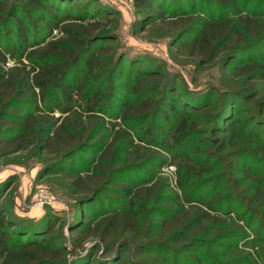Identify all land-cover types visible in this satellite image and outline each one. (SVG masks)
<instances>
[{"label": "rangeland", "instance_id": "obj_1", "mask_svg": "<svg viewBox=\"0 0 264 264\" xmlns=\"http://www.w3.org/2000/svg\"><path fill=\"white\" fill-rule=\"evenodd\" d=\"M235 1L240 4L243 13L246 11L255 20L264 22V0ZM17 2L18 0L8 1L12 6ZM57 5L60 10L66 8L71 13L78 8L83 10L85 6L83 14H87L86 20L90 19L91 14L100 13L96 19L107 22L98 42L91 46L94 54L101 48L105 49L103 53L100 52L103 54L100 58L102 64L95 75L88 79L85 88L88 97L96 95L104 104L105 112L100 113L107 121V130L102 137L94 136L87 140L90 144L88 146H74L73 152L51 154L38 145L20 152H0L1 202L15 224L14 230L7 236L12 240L17 234L19 239L26 240L27 237L18 229L45 220L43 225L49 223L54 226L51 227L48 238L65 247L63 264H152L153 261L161 264L156 260L163 256L166 257L164 264H187L180 260V256L177 258L167 252L166 247L145 251L146 248L141 245L151 238L148 234L150 223L163 218L158 211L167 207L166 198L183 196L178 185L176 166L170 164L173 158L181 165L186 164L181 160L184 156L199 161L200 165L190 161L186 164L191 167L192 174V180L188 179L186 185L188 184L194 197L214 195L219 199L225 196L226 203L234 211L232 218L249 212L246 199L251 189L245 169L248 166L254 169L260 167L250 156H242V153L234 151L235 140L231 141L227 137V127L232 121L237 124L241 130L239 138L244 147L250 146L257 137H264V101L257 97L248 101L245 95L235 93L240 90L232 82L231 73L234 69L264 56V36L253 44L255 47L252 50L239 53L235 51L232 54L221 41L215 45L209 59L200 62L176 53L180 31L171 30L168 23L186 19L188 25L183 33H187L186 41H189L203 31L206 23L215 20L223 22L233 17L231 11L218 6L214 0H155L153 13H160L161 16L154 19L142 16L136 10L134 0H80L76 4L72 1L68 4L59 2ZM38 12L39 10L25 11L14 6L5 8L0 16L2 42H7L8 48L15 42L10 34L7 39L4 38V34L15 31L12 19L14 14L31 27L33 32L38 30L35 29L36 21L33 20L38 18ZM59 33L53 31L50 38L58 37ZM5 55L6 67L15 64V56L9 53ZM86 56L87 53L82 54L77 66L67 72L68 80L74 79L77 83L81 81L87 70L84 62ZM22 61L27 62L25 58ZM146 71L150 74L149 79L144 78ZM141 79L147 80V83L143 88L137 89V83ZM56 97L53 95L49 99L55 102ZM148 99L151 103L145 113L146 118L138 117L135 113L137 116L134 114L133 119L123 122L120 116L126 106L140 105ZM231 99L233 105H228V109L226 106ZM205 104L210 105L209 110L187 118V122L195 125L198 132L185 136L181 144L184 147H176V153L169 152L166 146L174 141V129L178 122L185 118V114L192 112L193 107L200 108ZM10 110L25 112L14 107ZM33 113L36 112H31ZM51 114L60 115L58 110ZM117 129L125 130L134 138H140V151L146 157L152 156L153 159L149 158L152 164L149 165L148 162L141 168L138 166L143 163L132 168L127 167L132 163L125 160L123 151L126 142L118 138L110 155L105 158L106 164L104 163L103 168L109 179L105 188L97 195L74 194L67 174L85 171L94 166L95 161L102 155L101 151L109 146L112 136L115 137ZM182 153L185 154L181 156ZM154 157H162L166 161L162 166H156ZM261 171L264 175L263 169ZM152 183L155 185V193L160 194L163 199L155 202L141 197L135 200L133 208L140 211V230L142 229L137 238L118 237L117 240H110L108 246L98 239L87 240L82 246L73 243L71 228L80 222L83 213L88 214L90 219H97L112 213L118 207L127 208L133 204L130 196L117 192L115 187L125 185L134 190ZM224 210L223 208L221 213ZM260 210L264 211V208ZM46 216L51 218L49 222L46 221ZM244 218L237 219L243 227L246 223ZM257 221L254 220L253 227H256ZM252 233L251 229L248 230L250 238L254 235ZM119 241L127 242L122 244ZM252 250L249 245L244 246L241 243L236 249L230 250L203 247L201 258H204L205 264H244L245 262H240L241 257H246V253ZM250 259L253 260V257ZM250 259L247 258L246 261L252 264ZM260 264H264V261L261 260Z\"/></svg>", "mask_w": 264, "mask_h": 264}, {"label": "trees", "instance_id": "obj_2", "mask_svg": "<svg viewBox=\"0 0 264 264\" xmlns=\"http://www.w3.org/2000/svg\"><path fill=\"white\" fill-rule=\"evenodd\" d=\"M8 1L0 0V16L3 15L5 8L13 6L25 11L35 9L39 12L38 18L33 19L36 21L35 29L38 30L33 32L31 27L14 14L12 19L15 23V31L4 34V38L7 39L10 34L15 42L13 41L14 43L8 48L7 42L4 44L0 38V152H20L38 145L51 154H60L73 152V147L78 144L90 145L87 140L94 136L102 137L107 130V121L101 115L105 112L104 104L96 95L88 97L85 91L88 79L95 75L102 64L100 58L103 54L100 52L103 53L105 49L101 48L97 54H94L91 46L98 42V37L107 23L106 20L96 19L100 13H93L89 16L90 19L86 20L87 14H83L85 6L83 10L78 8L76 12L71 13L66 8L60 10L57 5L59 2L68 4L72 1L76 4L80 0H18L13 6ZM154 2L155 0H134V6L142 16L154 19L161 16L160 13H153ZM214 2L231 11L233 17L223 22L215 20L206 23L203 31L189 41H186L187 33H183L188 25L186 19L168 23L171 30L180 31L178 33L180 40L175 49L178 55L203 62L209 59L213 48L221 41L225 43L230 53L235 51L239 53V51L252 50L255 47L253 44L264 36V22L255 20L252 14L246 11L243 13L240 4L235 0H214ZM92 6L95 7V4ZM53 31H59L60 35L51 39ZM84 52L87 53L84 61L87 70L83 73L81 81L77 83L74 79L68 80L67 72L77 66L82 59L81 55L86 54ZM5 53L16 57L15 64L6 67ZM22 58L27 62H23ZM144 73H146L144 78L149 79V72ZM145 79L138 81L137 89L144 87L147 83ZM231 79L239 86L237 89L240 91L234 90L235 93L245 95L248 101L254 97L264 101V56L234 69ZM50 95L57 96L55 102L49 99ZM49 103L52 105H48ZM150 103L148 99L140 105H128L120 118L123 122H128L133 119L135 113L138 117L146 118L145 113ZM228 105H233L232 99L227 103L226 108ZM13 107L27 113L11 111L10 108ZM209 109L210 105L205 104L200 108L193 107L192 112L185 114V118L178 122L174 129L176 131L174 141L166 146L169 152L176 153V147L183 146L181 144L185 136L198 132L195 125L187 122V118L192 115L198 116ZM54 110H58L60 115L51 114ZM31 112L36 113L31 114ZM136 114L134 116H137ZM111 128L113 129L114 126L112 125ZM227 129L229 131L227 137L231 141L235 140L234 151L242 153V156H250L264 171V137H257L250 146L244 147L239 138L241 130L237 124L234 121L229 122ZM115 134L109 146L101 151L102 155L95 161L94 166L88 167L85 171L67 174L70 189L74 194L97 195L105 188L106 182L109 181L103 168L106 164L105 158L110 155L118 138L126 142L123 153L125 152V160L132 163L127 167L132 168L143 163L138 166L141 168L148 162L149 165L152 164V160H149V158L153 159L152 156L146 157V154L140 151V138L136 137V141V138L122 129H117ZM240 145L242 146L239 148ZM184 154L182 153L181 156ZM154 159L156 166H162L166 161L162 157H154ZM181 160L186 164L187 161L199 164L198 160L190 156H184ZM170 164L176 166L178 185L183 191V196L180 198L174 195L166 198L167 207L158 211L163 218L148 224V234L151 238L141 245L142 248L149 251L166 247L167 252L177 258L180 256V260L184 263L205 264L204 258H201L204 252H201V248L222 247L230 250L236 249L241 243L244 246L249 245L253 250L246 253V257H241L240 262L250 264L246 260L252 257L253 260L250 259L252 264H260L261 260L264 261V211L260 210L264 208V175L261 169H254L251 166L245 169L251 189L246 199L249 212L232 218L234 211L231 205L226 203L225 196L219 199L214 195L194 197L189 191L188 184L186 185L187 180L192 176L191 167L184 163L181 165L174 158L171 159ZM154 187V183L134 190L125 185L115 187L117 192L130 196L134 201L133 204L128 205L127 208L118 207L119 209L97 219H90L88 214L83 213L80 222L71 228L73 243L82 246L87 240L98 239L108 246L110 240H117L118 237L137 238L142 233V229L140 230V211L133 208L135 200L141 197H145L147 201L163 199L160 194L155 193ZM1 199L0 195V264H51L52 261H55L54 264H63L65 247L53 243L48 238L51 227L54 226L49 223L43 225L45 220L18 229L27 237L26 240L19 239L17 234L12 240L7 236L14 230L15 224L7 215ZM223 208L224 213H221ZM240 218L245 219V227L237 222ZM46 219L50 221L51 218L46 216ZM254 220H258L256 227L252 225ZM249 228L254 234L252 238L248 234ZM119 242L125 244L127 241ZM165 259L166 257L163 256L156 261L164 264ZM154 263L156 264L155 261L152 262Z\"/></svg>", "mask_w": 264, "mask_h": 264}]
</instances>
